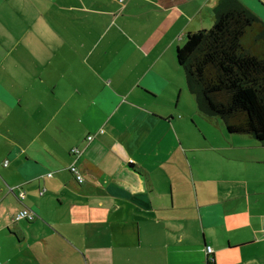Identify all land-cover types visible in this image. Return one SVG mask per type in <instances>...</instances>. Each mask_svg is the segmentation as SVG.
<instances>
[{"label": "crops", "instance_id": "1", "mask_svg": "<svg viewBox=\"0 0 264 264\" xmlns=\"http://www.w3.org/2000/svg\"><path fill=\"white\" fill-rule=\"evenodd\" d=\"M97 1L0 0V264H264V146L176 57L219 0Z\"/></svg>", "mask_w": 264, "mask_h": 264}, {"label": "trees", "instance_id": "2", "mask_svg": "<svg viewBox=\"0 0 264 264\" xmlns=\"http://www.w3.org/2000/svg\"><path fill=\"white\" fill-rule=\"evenodd\" d=\"M214 16L210 29L187 34L177 61L203 116L264 146V20L241 0H219Z\"/></svg>", "mask_w": 264, "mask_h": 264}, {"label": "rangeland", "instance_id": "3", "mask_svg": "<svg viewBox=\"0 0 264 264\" xmlns=\"http://www.w3.org/2000/svg\"><path fill=\"white\" fill-rule=\"evenodd\" d=\"M107 1L108 0H98L97 1V5H96V7H97L96 9L97 10H101V9L107 8V4H108ZM126 1H128V0H118V4H116V12H115L116 16L114 15V17L112 19L113 21H118L119 23L122 24L123 21L128 18L127 17L128 9L125 10V9L122 8V6L124 4H126ZM241 1L245 5H247L251 10H253L261 19L264 20V0H241ZM207 12H206L207 15L205 16V21L202 23V26L198 30H201V29L208 30V29H210L213 26L214 20H215L214 13H213L212 10H210V12L209 11H207ZM97 20H98L97 22H98V27H99L98 31H99V36H100V34L102 33L101 31L104 30V34L106 33L105 29H106V23L108 22V18L105 15H101L99 13L97 15ZM111 26L112 25L108 26V28L111 27ZM198 30H196V31H198ZM186 39H187V34H186V37L184 38L182 43L186 42ZM179 40L181 41L182 37H180ZM178 66H179V68L181 70H183L180 67L179 63H178ZM191 98L194 101L195 106L197 107V104H196L194 96H191ZM196 117L197 116H195V118ZM205 118H208V117H205ZM216 119H219V118L218 117L217 118L213 117V119H211V120H216ZM219 120H221V119H219ZM214 127H215V125H214V123L212 121H209V122L205 121V130H206L208 135H209V133L211 134L213 132L212 130H214ZM226 132H227V130H226Z\"/></svg>", "mask_w": 264, "mask_h": 264}, {"label": "built area", "instance_id": "4", "mask_svg": "<svg viewBox=\"0 0 264 264\" xmlns=\"http://www.w3.org/2000/svg\"><path fill=\"white\" fill-rule=\"evenodd\" d=\"M101 132H103V130H101ZM93 138H94V136L93 135H90V136H88L87 140L90 141ZM82 152H83V150L80 149L79 147H74L73 150H72V153L76 157V160L68 166V169L71 170V173L75 176L76 180L79 183H83L84 182V179H85L84 176H83V174H82V172H81V170L79 169V166L76 163L77 162V159L82 155ZM49 175L51 176L52 173L50 172ZM20 196H21V198H24L25 192L22 191L20 193ZM37 216H38V214L35 211H33L29 207L25 206V207H23L22 209H20L16 213L15 220L16 221H20V220L33 221V220H35L37 218ZM206 253L208 255H210V254L213 253L212 246H207L206 247Z\"/></svg>", "mask_w": 264, "mask_h": 264}]
</instances>
